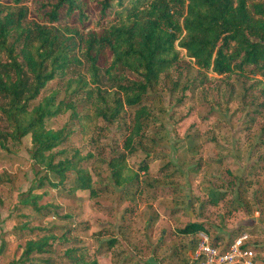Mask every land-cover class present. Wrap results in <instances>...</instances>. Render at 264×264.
Wrapping results in <instances>:
<instances>
[{
	"label": "rangeland",
	"instance_id": "rangeland-1",
	"mask_svg": "<svg viewBox=\"0 0 264 264\" xmlns=\"http://www.w3.org/2000/svg\"><path fill=\"white\" fill-rule=\"evenodd\" d=\"M10 1H2L3 15L18 11ZM26 5L29 22L36 13ZM86 12L88 31L95 22L92 9ZM180 51L143 98L138 132L139 106H125L113 122L82 119L94 108L84 92L72 90L75 83L69 88L72 75L47 84L33 105L58 90L56 102L76 107L46 121L48 129H64L54 162L80 157L93 192L74 188V172L60 181L36 163L30 135L0 148V264H195L198 234L180 233L192 222L213 240L251 235L264 259V97L252 76L200 70ZM130 135L134 153L125 147ZM121 154L133 179L118 186L109 162ZM212 192L221 198L213 201ZM29 193L37 208L23 204ZM30 240L47 246L24 261Z\"/></svg>",
	"mask_w": 264,
	"mask_h": 264
},
{
	"label": "trees",
	"instance_id": "trees-1",
	"mask_svg": "<svg viewBox=\"0 0 264 264\" xmlns=\"http://www.w3.org/2000/svg\"><path fill=\"white\" fill-rule=\"evenodd\" d=\"M2 1L0 148L8 150L9 142L19 145L30 135L35 162L60 181L74 172L77 190L93 192L87 171L80 168L82 159L55 163L52 151L65 140L64 129L46 127L48 119L76 107L56 102L58 90L33 105L55 79L72 75L69 88L75 83L72 90L91 101L93 113L82 119L113 122L125 106H139L133 132L141 130L146 117L143 98L179 60L180 50L200 70L222 77L252 76L264 97V0H11L19 9L6 15ZM28 2L36 13L29 22ZM90 8L95 28L87 31L83 25ZM65 17L71 21L61 24ZM132 141L130 135L125 142L129 153L135 152ZM109 168L118 186L132 181L124 154L112 158ZM212 198L216 202L221 194L212 192ZM22 202L37 208L31 193ZM200 232L207 233L198 222L180 230L186 235ZM45 246L43 240L28 241L23 260L44 252Z\"/></svg>",
	"mask_w": 264,
	"mask_h": 264
},
{
	"label": "built area",
	"instance_id": "built-area-1",
	"mask_svg": "<svg viewBox=\"0 0 264 264\" xmlns=\"http://www.w3.org/2000/svg\"><path fill=\"white\" fill-rule=\"evenodd\" d=\"M197 236L195 264H264L263 253L255 250L247 233L229 242L213 240L206 232Z\"/></svg>",
	"mask_w": 264,
	"mask_h": 264
}]
</instances>
